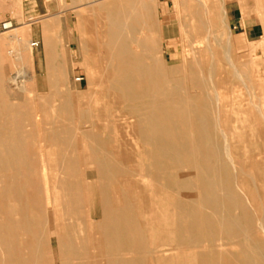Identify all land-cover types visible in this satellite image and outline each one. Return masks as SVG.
Masks as SVG:
<instances>
[{
  "label": "rangeland",
  "instance_id": "1",
  "mask_svg": "<svg viewBox=\"0 0 264 264\" xmlns=\"http://www.w3.org/2000/svg\"><path fill=\"white\" fill-rule=\"evenodd\" d=\"M110 1L0 0V139L9 134L14 122H19L24 139V161L18 155L11 159L9 167L0 166L2 257L13 264H30L27 249L34 230L38 229L31 216L42 227L47 224L40 206L31 211L26 205L31 195L29 186L37 188L40 184L43 159L55 168L63 166L66 173H73L82 182L89 210L99 213L104 203L115 227L108 231L110 223L98 215L85 237L78 231L74 233L68 226L70 215L66 208L72 205V194H61L58 220L61 235L64 243L69 235L74 248L73 254L63 259L68 264H114L117 260L125 264L254 263L257 261L254 251L264 257V232L259 229V224H264V37L253 43L246 41L238 34L239 30L230 29L228 10L235 8L246 23L264 26V0H207L214 9L215 21L206 15L201 16V23L188 20L183 29L186 34L182 36L173 0H155L156 44L162 49L169 41L177 51L175 64L170 65L176 77L192 93L199 92L198 85L203 81L204 93H212L216 88L229 104L216 122L215 115L209 117V124L211 137L219 147L220 163L228 164L226 175L220 174L228 179L238 202L229 206L218 191L217 209L193 201L198 194L209 191L194 178L190 166L180 170L163 151L153 149L142 139L139 127L132 128L134 119L127 114L131 105L136 104L133 96L120 90L117 83L124 73L132 75L131 68L110 58L107 52L115 51L106 36L108 14L114 15L119 10L110 6ZM8 21L12 27L1 29V24ZM127 22L135 26L136 37L146 36L145 29L135 24L134 19ZM29 42L38 45L31 47ZM51 46L58 56L50 63L46 50ZM139 50L135 43L130 44V51ZM181 51L195 53H189L183 61ZM15 76H19L17 84L12 86L11 78ZM147 82V78L142 79L139 88L145 91ZM18 85H25L27 90H17ZM212 107L215 110L214 102ZM187 135L204 150L194 121ZM84 136L92 139L90 147L84 145ZM104 147H108L107 153ZM225 148L234 166L230 165ZM118 153L124 154L122 162ZM103 157L108 159V170L96 162ZM177 171L187 176L178 179ZM56 174V180L63 181L67 188L65 185L71 179L64 173ZM87 181L92 183L91 187ZM181 184L183 188L178 195L176 191ZM173 210L176 218L171 227L157 220L165 211L169 215ZM212 212L219 217L237 218L246 229V238L228 237ZM49 217L52 228L55 216ZM20 218L23 231L14 223ZM25 219L29 221L25 223ZM138 226L144 240L134 245ZM165 243L173 252L162 251ZM239 243L252 250L249 253L252 260L244 257ZM9 248L13 254H9ZM54 255L50 264H60L62 257L55 249Z\"/></svg>",
  "mask_w": 264,
  "mask_h": 264
},
{
  "label": "bare ground",
  "instance_id": "2",
  "mask_svg": "<svg viewBox=\"0 0 264 264\" xmlns=\"http://www.w3.org/2000/svg\"><path fill=\"white\" fill-rule=\"evenodd\" d=\"M194 1L195 3L193 4L190 3L191 0H173L172 7L179 23L181 36L186 34L183 29L185 26L184 24L188 22V20H191L192 22L197 20L200 22L202 20L201 16L206 15L215 21L214 9L211 6L209 7L207 0ZM109 5L112 7H117L119 10L114 15L108 14L107 21L109 27L106 30V36L109 41V45L111 48L115 49V51L112 50L107 52L110 58H114L123 66H130L131 68L132 75H127L124 73L122 78L118 80L117 83L120 87V90L122 88L133 96V101L136 104L131 105V112L127 114L128 118L134 119V121L131 122L132 128L135 129L139 127L141 130L142 139L149 143L153 149L163 151L164 154L167 155L168 159L176 164L177 168L182 170L181 168L188 165L193 169L194 178L205 187V190L207 189V191H209L205 195L198 194L197 200H193L195 204L198 203L200 206V202H203L211 208L217 209L219 200L218 191H220L222 192L221 198H223L229 206H236L238 202L236 194L231 188L228 179L222 178L220 174L221 172H224V174L227 173L226 171L228 169V164L220 163L219 147L211 137V126L209 124V117H214L215 115L216 122L217 118L219 119L221 116V111H223L229 104H227L226 100L222 99L220 91H218L216 88L212 90V93H204L203 90L205 83L203 81H201L202 83H199L198 85L199 92L192 93L191 90H189V87L184 84L185 82L181 83V81L176 77V72L172 70L171 66L175 64L177 51H174V48H171L169 41L166 42V48L162 49H159L156 44L157 40L155 34L156 28L154 16L158 13V8L155 0H111ZM128 19H134L136 22L135 24L139 25L141 28H144L147 33L146 36L143 38L136 37L133 34L135 31V26H131V24L127 22ZM29 43L30 46L33 47L31 42ZM132 43H135L140 48V50L130 51V44ZM197 43L198 42L196 41L195 45ZM27 48L29 47L27 46ZM191 48L193 49L194 46ZM54 49V46H51L46 50L48 61H50V63L53 60H56L58 56L57 51H54ZM181 53V55H183V61H185L187 55L189 53H195V51H181ZM18 77L19 76H15L11 78L12 86ZM144 78H147L148 80L145 91L139 88L141 80ZM197 79L200 80L199 78ZM0 87H2L1 84ZM17 90L25 91L27 88L25 85H18ZM143 97L146 98V101H144ZM43 99L44 98H42V100ZM213 102L216 107L215 110L212 107ZM36 120H38L37 116ZM192 121H194L196 128L198 129L200 134L198 140L200 143L202 142L201 144H203L204 150L200 149L195 139L187 135V132L192 129ZM71 126L72 124H70V127ZM19 130V122H14L9 134L0 139V166L9 167L10 161L14 158V156L16 157L19 155L21 159L24 158L22 156L24 139ZM223 136L226 141V136L224 134ZM91 140L92 139H90V137L84 136V145H89L90 147V144L92 143ZM104 149L106 153L109 151L108 147H104ZM225 153L229 157L230 165L234 166V161L232 160L227 148H225ZM123 155V153H118V160L121 162L124 159ZM187 160L188 163H186ZM143 161L145 162V160ZM199 161H201L202 164H200ZM96 162L98 165L108 170L109 164L106 157L99 158ZM56 167L58 168L53 167V165L48 164L42 159L39 173L40 184L37 186V188L33 185L29 186L31 195L28 197L26 205L31 211H33L37 206H40L46 216L47 223L45 227H42L41 222L38 220L36 223L35 218L31 216V221H35V226L38 229L36 228L37 230H34L32 228V230L35 232L32 236V242L27 249L29 250L30 264H50L51 262H54V256H56L54 255V249L59 253L60 257H62L60 264H68V262L64 261L63 259L66 256L69 257L73 254L74 248L72 242L70 241V236L66 235V239L68 241L64 243L61 235V225L58 221L59 213L61 212L60 210H62V204L60 200L61 194L65 195L66 192H69V195L72 194V205H67L66 208H68L67 213L70 215L68 226L74 231V233L75 231H78L79 234L85 237L90 232V228L92 227L94 220L97 219L98 215L103 221H108L110 223V226L107 228L108 231H110V228L112 231L115 230V227L113 228L112 225L113 222L109 220L108 211L104 206V203L101 206L99 213H97L95 210L94 212H91L92 210H89L90 205L87 203L88 201L85 202L84 199V187L82 182L76 179L73 173L70 175V171L66 173L62 168L63 166L60 167L57 165ZM60 172L66 174L68 178L71 179V181L68 182V185H65L67 188H65L62 184L63 181L61 183V181L56 180V173ZM175 176L176 178L181 179L187 175L177 171ZM24 177L27 179V175H24ZM62 180H65V177H63ZM167 180L169 193H171V180L169 176L167 177ZM27 183L28 181L26 180V184ZM88 184L90 183L88 182ZM91 185L92 183L89 185V187H91ZM180 188H183L182 184L179 185L176 191L178 195L180 194ZM90 194L92 195L91 192ZM246 199L251 201L248 195H246ZM175 210H173L172 213H169V215L166 214L168 212L165 211L164 214L159 217V219L157 218V220H161L165 224H169L171 227V225L174 224L176 218ZM214 212L216 213V211ZM214 212H212L213 219L217 221L220 228L226 230L228 237L236 238L237 240H239V238H246V229L245 227L243 228L237 218L230 216H215L216 214ZM50 215L55 216V221L52 223V228L50 226ZM152 215L154 217V214ZM154 219L156 220V216ZM27 220L28 219H25V223ZM22 221L23 220H21V218L15 222L11 220L10 224L12 225L13 222H17L18 224L15 225V227H18L19 231H23ZM259 229L264 232V224L260 223ZM143 240V233L138 226L132 242L134 245H136V242L141 244ZM239 244L241 247L240 251L244 257H246V259L249 261L252 260L249 254L252 250L247 249L245 243ZM166 245L167 243L162 244V251L165 254L172 251V248ZM1 248L0 236V264H13L12 261H7L5 257H2ZM254 253L256 254L257 261H253L254 263L252 264H264V257L257 253V251H254ZM9 254H13L12 248H9ZM24 259H26V257ZM114 264L125 263L124 261L117 260L114 262Z\"/></svg>",
  "mask_w": 264,
  "mask_h": 264
},
{
  "label": "crops",
  "instance_id": "3",
  "mask_svg": "<svg viewBox=\"0 0 264 264\" xmlns=\"http://www.w3.org/2000/svg\"><path fill=\"white\" fill-rule=\"evenodd\" d=\"M228 20L230 29L239 30L238 34L250 43L257 42L264 37V26L260 23H246L242 15L236 13L235 8L228 10Z\"/></svg>",
  "mask_w": 264,
  "mask_h": 264
},
{
  "label": "built area",
  "instance_id": "4",
  "mask_svg": "<svg viewBox=\"0 0 264 264\" xmlns=\"http://www.w3.org/2000/svg\"><path fill=\"white\" fill-rule=\"evenodd\" d=\"M11 27H12V22L11 21L3 22L1 24V29H3V30L9 29ZM31 44H32L33 47H35V46H37L38 43L37 42H31Z\"/></svg>",
  "mask_w": 264,
  "mask_h": 264
}]
</instances>
